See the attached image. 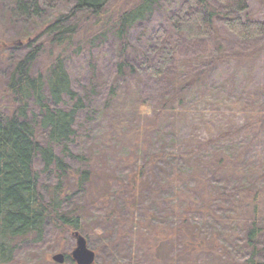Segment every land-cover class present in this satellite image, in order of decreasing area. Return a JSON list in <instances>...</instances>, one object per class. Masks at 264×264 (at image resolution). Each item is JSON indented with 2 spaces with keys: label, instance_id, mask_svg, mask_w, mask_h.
Returning a JSON list of instances; mask_svg holds the SVG:
<instances>
[{
  "label": "rangeland",
  "instance_id": "1",
  "mask_svg": "<svg viewBox=\"0 0 264 264\" xmlns=\"http://www.w3.org/2000/svg\"><path fill=\"white\" fill-rule=\"evenodd\" d=\"M247 5L243 17L264 22V0H247ZM10 7V0H0V111L4 114L12 109L6 94L9 74L26 52L19 36L23 23L10 14ZM164 9L165 6L149 22L130 30L122 45L107 36L91 48L92 57L86 47L79 55L65 50V69L72 88L87 98L94 113L92 118L78 119L77 137L68 146L65 156L54 148L55 154L69 168L65 176L74 180L82 172L90 174L88 183L81 186L79 194L75 193L71 182L66 183L67 194L73 196L75 193L71 196L76 200L71 203V211L85 210L83 230L79 234L94 253L93 264H129L128 253L135 249L137 258L130 264H245L242 258L249 252L236 249V253L231 254L233 262H228L218 250L223 246L221 233L237 237L236 232H243L245 223L237 230L233 226L221 231L218 227L195 223L196 214L191 211L197 208L198 203L192 202L202 197L201 193L205 197L214 196L223 190L222 185L213 182L216 178H211V174L215 170L216 158L229 156V163L233 164L228 168L239 172L240 178L230 176L231 172H220V177L227 178L235 188L243 186L244 181L256 185L252 192L261 191L257 197L260 205L256 214L261 221L264 220V181L254 182V175L264 171V120L262 129L260 125V118L264 116V39L241 42L218 26L214 39L186 42L171 35L164 19ZM61 13L46 12L44 15L47 20H53ZM157 29H162L167 37V46H176L179 50L173 64L176 67L172 68L173 76L170 72V78L165 81L168 87L184 89L179 93L169 90L163 98L159 94L165 91L164 81L154 82L142 74L127 77V70L123 82L114 79L121 55L131 65L143 62V52L152 46L151 37ZM91 58L93 73L89 67ZM48 62L47 57H40L32 74L42 73ZM92 85L96 88L94 93L89 92ZM164 101L167 103L163 106ZM36 133L39 141L45 144V132L36 129ZM209 141L215 142L203 150L194 151L196 146ZM161 154L183 155L182 160L186 161L183 166H189L186 179L178 178L174 188L167 184L174 183L169 180L174 178L173 172L157 168L169 160L145 170L140 178L136 175L143 163ZM195 155L201 158H194ZM209 155L215 158L207 163L190 162L192 159L207 160L204 156ZM35 168L40 172L41 164L36 162ZM62 181L64 188V177ZM55 183L54 175L40 174L41 191L50 189ZM225 191L230 193L227 189ZM237 201L241 204L249 200ZM90 202L97 204L91 207ZM187 208L191 212L188 216L192 217L190 227H195L190 229L192 235L201 233L197 236L195 250L203 252L193 256L181 254V246H177L180 236L178 219L181 211ZM245 212L247 222L252 213L250 209ZM106 214L115 215L122 221L128 219L127 225H120L116 219L106 223L109 220ZM152 214L156 216L154 222L148 220ZM133 222L139 223L140 228L137 231L134 227L130 234L128 231ZM148 225L157 228L159 239L172 238L170 245H175L163 250L158 259L154 256L156 261L149 257L151 254L143 242L146 237L150 238L144 231ZM44 234L42 242L33 248L17 246L9 264H56L51 258L56 254L65 256L63 250L67 247V238L57 239L49 228ZM108 237L112 239L110 244L104 241ZM234 240H231L232 245L236 242ZM155 246H151L152 249ZM73 248L74 240L67 255ZM108 248L114 250L109 253ZM260 250L264 255V246ZM66 263L63 261L62 264Z\"/></svg>",
  "mask_w": 264,
  "mask_h": 264
},
{
  "label": "trees",
  "instance_id": "2",
  "mask_svg": "<svg viewBox=\"0 0 264 264\" xmlns=\"http://www.w3.org/2000/svg\"><path fill=\"white\" fill-rule=\"evenodd\" d=\"M10 1V14L19 18L23 23L19 36L25 45L26 52L25 56L21 57L22 59L11 69L6 85V94L12 104V109L5 114L0 111V264L12 262L13 252L17 246L26 245L33 248L40 244L47 228L57 239L66 236L67 247L63 250L64 262L72 264L67 255L73 242L71 234L80 233L85 221L84 208L71 211L73 209L71 203L76 202L72 197L75 193L81 192V186L88 183L90 174L82 172L78 179H74L75 181L65 176L69 168L55 154L54 148L65 156L68 146L77 137L78 119L82 117L88 119L89 116L92 118L94 113L90 110L87 98L72 88L65 69V50L69 49V52L79 55L86 47L88 55L92 57L91 48L107 36L119 41L122 45L130 30L149 22L155 13L160 9L163 10V6L166 8L164 19L171 30V35L174 38L175 36L181 37L186 42L198 43L214 39L218 26L241 42L261 40L264 39V22H256L243 17L248 8L247 0ZM61 10L65 14H62ZM46 12L53 13V15L61 14L53 20H47L44 15ZM161 30L157 29L152 35V46L143 52V62L140 64L131 65L125 62L124 59L127 58L121 55L120 62L116 65L114 79L123 82L124 72L127 70V77L142 74L154 82L164 81L163 90L165 91L159 94L163 98L169 90L179 93L184 89L168 87L169 84L165 81V78H170V72L173 76L172 68L176 67L173 64L176 62L179 50L176 46L166 45L167 37ZM41 35L42 37L39 38ZM54 50L59 53L55 54ZM40 57H47L49 62L42 73L34 76L32 68ZM89 67L93 73V58L89 62ZM95 90L94 85L89 87L90 93H94ZM110 95H113V91H110ZM166 103L167 101H164L163 106ZM263 120L264 116L260 118L261 129ZM36 129L45 132V144L39 141ZM214 142L209 141L198 145L194 151L203 150ZM184 155H190V153ZM211 155L204 156L207 160L191 157L192 160L189 161L207 163L215 158ZM182 156L178 154L157 155L152 161L143 163L136 175L140 178L145 170H150L153 166L157 167L161 161L169 160V163L157 168L158 170L170 169V172H173L174 178L169 180L174 183L167 184L170 188H174L178 178L186 179L185 173L189 170L188 165L183 166L186 161L182 160ZM195 157L198 156L195 155ZM229 159V156L216 158L215 170L211 174V178H216L213 182L219 183V186L222 185L223 190L220 189L219 194L214 196L205 197L201 193L202 197L192 202L193 204L198 203V206L191 212L196 214L195 223L201 226L218 227L221 231L224 228H233V226H236L237 230L245 223L243 232L235 231L237 237H231V233L228 235L221 233L220 243L223 246L218 250L228 262H233L231 254L236 253L237 249L249 252L247 256H242L245 264H264V255L260 250V247L264 246V220L261 221L262 219L256 214L260 205L257 197L261 195V191L252 192L256 185L253 186L252 183L245 181L243 186L235 188V185L231 186L227 178L220 177V172L224 174L231 172L230 176L240 178L239 172L229 170L232 167L228 168V166L233 164L230 165ZM36 162L41 164L40 172L35 168ZM201 170L204 169L201 168ZM258 173L254 175L255 183L264 181V171ZM40 174L54 175L55 185L41 191ZM183 175L185 176L182 178ZM62 177L66 180L64 188ZM68 182H71L72 188L75 189L73 196L67 194L65 186H68L66 184ZM206 182L210 183V180ZM228 185H230L229 188ZM262 188H264V183ZM226 189L230 191L229 194L225 191ZM238 198H246L249 201L242 202L243 206H241L237 201ZM96 204L90 202L91 207ZM67 208L69 209L66 210ZM248 209L252 217L245 222L247 218L245 211ZM191 212L188 208L181 211L177 228L180 234L177 246H181V254L189 256L203 252L195 250V245L198 244L197 236L201 233L197 236L192 235L193 232L190 229L194 230L195 227H190L192 217L188 215ZM106 217L109 219L106 223L116 219L115 215L106 214ZM155 218L156 216L152 214L149 215L148 220L154 222ZM116 220L123 226H126L128 222V219L126 221ZM132 225L128 231L130 234L134 232V227L137 231L140 228L139 223L133 222ZM144 228L150 238L146 237V242L144 240L143 242L153 261L158 259L163 250L174 248L175 245L172 243L170 245L169 241L172 238L159 239L156 227L148 225ZM232 239L236 241L233 243L235 246L231 244ZM104 241L110 244L112 239L108 237ZM154 245L156 246L152 249L151 246ZM107 250L111 253L114 249L108 248ZM128 254L130 261L136 260L137 249ZM143 256L146 258L145 253Z\"/></svg>",
  "mask_w": 264,
  "mask_h": 264
},
{
  "label": "water",
  "instance_id": "3",
  "mask_svg": "<svg viewBox=\"0 0 264 264\" xmlns=\"http://www.w3.org/2000/svg\"><path fill=\"white\" fill-rule=\"evenodd\" d=\"M74 239V248L69 254L70 259L75 264H93L94 253L87 248L86 240L77 232L72 234ZM52 263L62 264L64 257L56 254L51 258Z\"/></svg>",
  "mask_w": 264,
  "mask_h": 264
}]
</instances>
